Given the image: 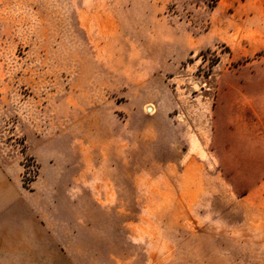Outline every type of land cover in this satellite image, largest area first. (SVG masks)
I'll list each match as a JSON object with an SVG mask.
<instances>
[{
	"label": "rangeland",
	"instance_id": "rangeland-1",
	"mask_svg": "<svg viewBox=\"0 0 264 264\" xmlns=\"http://www.w3.org/2000/svg\"><path fill=\"white\" fill-rule=\"evenodd\" d=\"M7 182L74 264H264V0H0Z\"/></svg>",
	"mask_w": 264,
	"mask_h": 264
},
{
	"label": "crops",
	"instance_id": "crops-1",
	"mask_svg": "<svg viewBox=\"0 0 264 264\" xmlns=\"http://www.w3.org/2000/svg\"><path fill=\"white\" fill-rule=\"evenodd\" d=\"M19 187L0 188V264H74L58 235L41 221L32 222L33 207L17 200ZM37 231L32 230V225Z\"/></svg>",
	"mask_w": 264,
	"mask_h": 264
},
{
	"label": "bare ground",
	"instance_id": "bare-ground-1",
	"mask_svg": "<svg viewBox=\"0 0 264 264\" xmlns=\"http://www.w3.org/2000/svg\"><path fill=\"white\" fill-rule=\"evenodd\" d=\"M147 109H150L149 113H153V108L152 107H147L146 110Z\"/></svg>",
	"mask_w": 264,
	"mask_h": 264
},
{
	"label": "water",
	"instance_id": "water-1",
	"mask_svg": "<svg viewBox=\"0 0 264 264\" xmlns=\"http://www.w3.org/2000/svg\"><path fill=\"white\" fill-rule=\"evenodd\" d=\"M150 111V109H147V112H149Z\"/></svg>",
	"mask_w": 264,
	"mask_h": 264
}]
</instances>
